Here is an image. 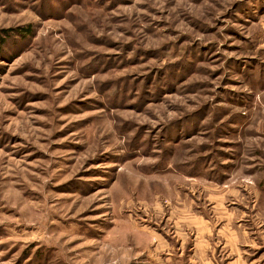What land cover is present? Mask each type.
<instances>
[{
    "label": "rangeland",
    "instance_id": "374dc122",
    "mask_svg": "<svg viewBox=\"0 0 264 264\" xmlns=\"http://www.w3.org/2000/svg\"><path fill=\"white\" fill-rule=\"evenodd\" d=\"M256 211L264 0H0V264H230Z\"/></svg>",
    "mask_w": 264,
    "mask_h": 264
},
{
    "label": "crops",
    "instance_id": "0c3cea01",
    "mask_svg": "<svg viewBox=\"0 0 264 264\" xmlns=\"http://www.w3.org/2000/svg\"><path fill=\"white\" fill-rule=\"evenodd\" d=\"M257 212V216H262V221H264V211H256ZM208 223V222H206ZM202 225V227L204 226V237H206V235H210L211 234V230L209 228V226L207 224ZM208 228H205V227ZM227 228V233H226V239H224V246H228L229 247V254H230V258L232 259L230 264H259V263H263L262 260L264 259V257H261V255L257 256V257H253L251 258L248 255V252L250 251L251 253H255L257 252L256 248H260V249H264V241L260 244H257L254 242V240L252 239V235L256 236L259 233L261 234V231L263 232V236H264V224H262L260 230L258 229L259 227H253L251 230L253 231L252 233L249 232H245L246 230L244 229V227H246V224H239L238 221L233 219V216H230V220H229V224L225 225ZM202 234V233H201ZM223 236V235H222ZM251 238V239H250ZM254 239V238H253ZM261 252V251H260ZM263 253V251H262ZM253 256V255H252ZM204 260L206 262H204V264H210L211 262H207L208 258H204ZM211 261V259L209 260Z\"/></svg>",
    "mask_w": 264,
    "mask_h": 264
}]
</instances>
